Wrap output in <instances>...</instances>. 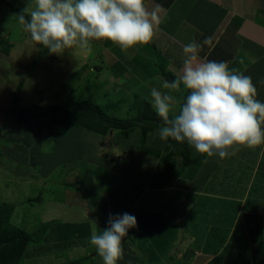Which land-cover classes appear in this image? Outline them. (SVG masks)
<instances>
[{
	"label": "rangeland",
	"instance_id": "374dc122",
	"mask_svg": "<svg viewBox=\"0 0 264 264\" xmlns=\"http://www.w3.org/2000/svg\"><path fill=\"white\" fill-rule=\"evenodd\" d=\"M9 4L22 9L28 15L35 8L34 0H0V129L9 117L13 118L11 106L20 84H22L20 110L30 106L37 109L47 108L63 104L68 98L76 101L91 98L97 101L110 116L128 118L136 114L141 102L148 94L149 87L140 84L133 86L129 81L127 83L124 81L122 84L118 82L117 78L121 75L119 67L124 65L125 58L116 44L113 46L109 44L111 48L106 50L94 41L91 52L66 51L62 56L50 55L43 46L37 45L31 39L19 17L8 6ZM6 45H9L7 50ZM122 78L125 79V77ZM161 85L155 86L161 91H168L162 89ZM173 93L176 96H183L186 92L181 89ZM57 129L50 121L24 117L18 127L0 133V230L13 225L38 235L41 234L39 232L43 226L49 225V230L40 243L28 247L22 264H68L75 261H81V264H103L95 247L90 244L87 233L90 229H92L91 232L96 230L99 233L105 228H100L99 225L94 229L91 226L92 220H88L91 227L83 226L86 223L85 220L81 221L80 226L76 225L78 227L75 229L70 225L75 219L100 218L98 224L109 219L106 211L101 212L93 208L90 214L84 213L85 209L81 207L77 208V205H80L78 202H84L83 199L89 196L95 187L93 180L87 175L89 173L85 170L87 167L77 163L84 161L80 160V156L85 150L92 153L101 163L104 160L109 161L104 159L108 152L115 154L118 149L115 147V151L111 150V146L106 145L104 137L83 128H74L71 131L74 133L72 135L69 130V132L66 131V134L67 132L70 134L66 137H58L60 133L56 131ZM114 136L123 135L115 131ZM57 137L59 141L63 138L65 143L62 151L66 152L61 153L62 157L68 158V155L73 157L76 151L78 152L75 155L76 162L72 165L80 167L82 177L77 176L76 179L69 177L66 182L73 183V186L68 189L62 183L65 180L64 176H67L68 170L72 168L70 165L72 161H66V167L57 157L52 158L48 164L43 163L46 155L53 153L55 155ZM125 139L128 141L124 148L128 152L127 163L122 166L125 168H117V170L124 173L130 182L119 185L120 189L118 187L113 192H116L115 199H125L123 205L127 209L140 195L139 190L142 185H148V188L153 187L151 191L169 188L174 182V175L167 173L163 164L165 158L159 160L153 156H143L150 152L140 150L141 144L136 136L132 138L123 136L119 138V141L122 140V143H125ZM225 163L237 165L230 160ZM180 166L182 165H177V169H180ZM236 174H242L241 167ZM100 175L104 180L106 176ZM183 175L186 174L183 173ZM234 175L235 173H232V169L227 165L220 167L211 175L207 190L212 193L219 190V193L234 194L237 187L231 188L232 183H229L228 187L225 185V177L230 178ZM243 178L240 176V180ZM201 183V179H198L189 181L185 185L177 184V186L195 193L205 187ZM260 186L264 187V185ZM255 191H258L260 200L264 201V188L259 189L257 186ZM155 192L152 191L151 196L141 201L139 199L135 205L136 209L132 215L137 218L138 229H142L144 236H138L129 230L128 236L122 241L123 254L119 264H194L193 258L190 259V257L195 252L192 254L191 251H186V246L188 250H191V246L185 245V240L188 242L191 232L196 235V240H200L203 236L207 243L206 248L211 249L212 252H217L222 247L221 243L226 239V230L221 227L223 224L220 221L221 214L207 215L206 220L213 223L211 229L206 228L204 220L200 227L196 226V222H192L189 225L184 223L172 230L176 227L172 225L171 228L169 225L173 216L178 211L180 214V210L185 205L190 208L189 204L179 203L170 206L172 211L169 214L163 213L164 216L160 218L153 213L164 208L166 203L168 206L172 204V201H175V194L165 193V191L161 194ZM124 194L125 197H123ZM38 197H41L40 201L29 202ZM95 197L98 199L97 195ZM205 201H199L198 207L203 208L202 203ZM209 201V205L205 204L207 210L226 208L222 200L210 199ZM90 206L93 205L90 203L86 208L89 209ZM194 207L195 204L191 206L192 209ZM67 208L70 209L67 210ZM140 210L146 212L140 214ZM166 215L169 218L166 219ZM196 217L200 215L197 214ZM263 217L264 211L262 214L247 213V220L241 221V226L244 224L247 227L243 228L245 234L242 235L249 234L253 241L244 242L235 237L226 252H222L223 255L220 254L211 264H264V233H261L262 229L264 230ZM248 225L251 227L250 230ZM256 233L260 234L255 237ZM75 235L78 236L75 237ZM195 245L197 246V243ZM184 256L190 260H185Z\"/></svg>",
	"mask_w": 264,
	"mask_h": 264
},
{
	"label": "crops",
	"instance_id": "0c3cea01",
	"mask_svg": "<svg viewBox=\"0 0 264 264\" xmlns=\"http://www.w3.org/2000/svg\"><path fill=\"white\" fill-rule=\"evenodd\" d=\"M157 4L161 7L162 23L157 29L153 41L149 44L141 45L138 50L124 51L117 45L125 58L124 65L119 67V73L121 74H119L120 77L117 78L119 79V83L121 82L122 84L124 81L125 83L129 81L133 86H135L134 84L148 86L149 91L145 100L147 99L149 101L151 99V88L156 87L155 85L157 84H162L164 81L163 79H166V74H171L176 78L180 73L184 58L182 51L183 45L196 41L201 45L199 56L202 61H223L228 63L230 68L238 69L245 75L251 76L257 88V99L264 101V0H148L149 11ZM209 38H211L210 42L205 43ZM97 42L100 47L106 50L111 48L109 44L112 46L114 45V43L107 40ZM113 74L114 73H112V75ZM122 77H125V79ZM184 91L186 92V90ZM172 94L176 96L174 93ZM183 96H176L177 112L179 111ZM73 130L74 128L69 129L70 132H68L72 135L74 134L71 133ZM68 132L67 134L60 133L58 137H66L69 134ZM158 133L159 131L150 133L145 146L141 144V133L139 131L125 136V138L136 136L141 144L140 150L150 152L151 154H143V156H153V158H158L160 160L161 158L164 159L169 153L170 145L168 141L165 142L161 140ZM114 135L115 132H111L110 135L102 136L105 139L106 145L111 146V150H114L115 147L118 149L115 154L108 152L109 154L107 153L108 155H105L104 159H108L109 161L104 160V162L100 163L92 153L83 148L85 151H83V155L80 156V160L84 161H79L77 164H81L82 166L84 164L87 167L85 170H88L89 173L87 175L93 180L95 187L91 190V194L83 199L84 202H78L80 205H77V208L81 207L85 209L84 213L90 214L93 208L101 212L106 211L109 215L123 214L125 212L132 214L136 209L135 205L138 203L139 199L141 201V199L151 196L153 194L152 191H160L158 193L155 192L157 194H161L165 191V193H174L175 201H172L173 203L169 206L166 203L164 208L158 209L153 215H157L161 218L164 216L163 213L169 214L172 211L170 206H175L179 203L189 204L190 207L188 208V206L185 205L184 208L180 210V214L178 213L179 211L175 213L171 221L172 224H169L171 228L172 225H176L172 230L177 229L178 226L184 223L185 225H189L192 222H196V226L200 227L204 220L206 228L211 229L213 228V223L206 220L207 215L215 214L217 216V214H221L220 221L223 222L221 227H224V230H226V239L221 243L222 247H220L217 252H212L211 249L206 248L207 243L205 242V238H202L203 236H201L200 240H196V235L191 232V237L188 238V242L185 240V245L189 244L188 247L191 246V250H188L186 246V251H191L192 254L195 252V254L190 257V259L193 258L192 263L194 264H211L220 254L223 255L222 252H226V249L229 244H232L235 237L244 242L253 241L249 234L245 236L242 235L245 234L243 228L247 227L244 224L241 226V221L242 219L247 220V213L255 212L262 214L264 211V201L263 199L260 200L258 191H255L257 186H259V189L264 188L260 186L264 185V154H262L264 148L258 147L250 149L245 146H240L235 155L225 159H220L218 156L207 157L206 154H201L194 150L192 153L191 165L189 167L180 166V169H177V165L181 164L178 158L173 160H167L165 158L163 163L164 167L167 173L174 175V182L169 188H161L160 190L158 188L152 191L151 189L153 187L148 188V185H142L141 190L138 189L141 191L140 195H138L134 202L125 209L123 205L125 199H115L116 192L113 191H115L119 185L122 186L125 185V182H130L127 180L128 178L124 176V173L117 170V168H125L122 166H125V163H127L126 158L128 152L124 148L128 141L125 139V143H122L123 141H119V138H123L124 135L119 137H115ZM57 141L55 155L54 153L46 155L43 159V163L48 164L52 158L57 157L60 162H64V167H66L65 162L72 161L70 164L72 168L68 170V174L64 176L65 180L62 183L66 189H68L73 185V183L66 182L69 177L75 179L77 176L82 177L80 167L72 165V163L76 162L75 155L78 152L76 151V154L70 152V154H74L73 157L69 155L68 158L62 157L61 153L65 154L66 152L62 151V148L65 147V143L63 142V138ZM229 160L235 162L237 165L225 163ZM238 164L239 167L242 168V174L240 175L236 174L239 168H237ZM242 164L247 165V167ZM224 165H227L228 168L232 169V173H235L233 177H225L226 186L232 183L234 187L232 186L231 188L237 187L236 191L233 192L234 194L219 193V190L212 193L207 190L211 175ZM236 168L237 170H235ZM98 172L107 177H104L106 181L103 180L102 175L98 174ZM183 173L186 175H183ZM240 176L244 178L240 180ZM198 179H201L203 183L201 184L205 187L195 193L189 191L187 188H179L177 186V184L185 185L189 181H197ZM77 181L80 182V180ZM253 190L255 192H253ZM68 194L70 195L69 192ZM95 195L98 196V199ZM123 197H125V194ZM210 199L213 201L222 200L226 208L222 209L221 207L219 210L216 208L207 210L205 204L209 205ZM199 201H205L202 203L203 208L198 207ZM90 203L94 207L90 206L89 209H87L86 207L89 206ZM192 203L195 204L193 209L191 208L193 205ZM73 205L76 204L73 203ZM68 209L70 208H67V210ZM142 212L146 211L140 210V214ZM195 213L196 215L199 214L200 217H196ZM202 216H204V218H202ZM165 218L167 219L169 216L166 215ZM99 219L100 218L75 219L71 221L70 225L75 229L78 227L76 225L80 226L81 221L85 220L86 223L83 225L85 227L92 226L96 229L99 225L100 228H107L109 226L108 218L98 224ZM88 220H92L91 226ZM250 225L252 226V224ZM250 225H248L249 230L251 228ZM138 228L137 225L130 230L138 234V236H144L142 229ZM262 228H264V226H262ZM91 231L92 229L88 230L87 234L89 237L92 234ZM261 233H264L263 229ZM258 234L260 233H256L255 237ZM76 236L78 235H75V237ZM195 243H197V246ZM157 253H160V251H157ZM184 257L185 260H190L187 259L186 256ZM156 258H158L157 255Z\"/></svg>",
	"mask_w": 264,
	"mask_h": 264
},
{
	"label": "clouds",
	"instance_id": "9594fccd",
	"mask_svg": "<svg viewBox=\"0 0 264 264\" xmlns=\"http://www.w3.org/2000/svg\"><path fill=\"white\" fill-rule=\"evenodd\" d=\"M30 18L21 16L25 31L50 55L91 52L94 41H111L121 50H138L153 41L162 23L161 7L148 0H34ZM210 39L205 41L209 43ZM201 45H183V64L161 91L150 90L149 103L165 126L161 140L187 143L207 157L235 155L240 146L264 148V101L257 99L252 77L226 62L202 61ZM187 90L177 112L175 90ZM264 154V152H262ZM108 227L93 230L90 244L103 264H119L122 241L137 226L130 213L109 215Z\"/></svg>",
	"mask_w": 264,
	"mask_h": 264
},
{
	"label": "trees",
	"instance_id": "16d2710c",
	"mask_svg": "<svg viewBox=\"0 0 264 264\" xmlns=\"http://www.w3.org/2000/svg\"><path fill=\"white\" fill-rule=\"evenodd\" d=\"M8 6L20 20L22 15L25 18H30L22 9L10 4ZM5 48L7 50L9 45H6ZM165 77L169 81L175 79L171 74H166ZM21 88L22 84L18 86V91L15 93V98L11 106L13 118L11 116L4 122L1 126L0 133L6 132L9 129H15L22 123L24 117H28L52 122L58 128L56 130L58 133H66V131L72 128H83L100 136H107L115 131L120 132L124 136H128L139 131L141 133V144L145 146L149 134L159 131L165 126L162 119L155 113L147 100H143L136 114L128 118H118L108 115L103 107L91 98L85 101H76L68 98L63 104H56L41 109L30 106L20 110ZM186 95L187 91L181 100V104ZM168 143L170 145V151L165 158L167 160L178 158L182 166L189 167L195 148L190 147L186 142L180 143L171 139ZM40 200L41 197H38L29 200V202ZM48 230L49 225H45L39 232L41 234L34 235L13 225L4 227V229L0 230V264H22L28 247L39 244ZM68 264H81V261Z\"/></svg>",
	"mask_w": 264,
	"mask_h": 264
}]
</instances>
